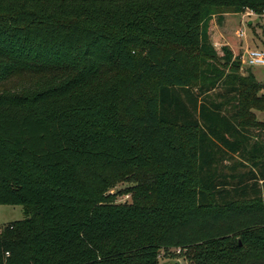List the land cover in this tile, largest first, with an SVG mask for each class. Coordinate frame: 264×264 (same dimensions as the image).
I'll list each match as a JSON object with an SVG mask.
<instances>
[{"label":"trees","instance_id":"obj_1","mask_svg":"<svg viewBox=\"0 0 264 264\" xmlns=\"http://www.w3.org/2000/svg\"><path fill=\"white\" fill-rule=\"evenodd\" d=\"M248 10L264 0H0V84L34 76L0 90V205L24 216L0 264H264V83L210 41ZM83 169L115 172L101 191L139 175L131 203Z\"/></svg>","mask_w":264,"mask_h":264},{"label":"rangeland","instance_id":"obj_2","mask_svg":"<svg viewBox=\"0 0 264 264\" xmlns=\"http://www.w3.org/2000/svg\"><path fill=\"white\" fill-rule=\"evenodd\" d=\"M245 13L246 11L241 14H224L222 16V21L218 24L217 35H213L214 37H212L210 41L215 48L225 46L227 43L230 48L232 47L233 58H237L239 61V73L244 74L245 72H249L257 82L264 83V66L249 68L244 66L241 62V57L248 48L258 49L264 52V15L246 17ZM214 21H217L216 16L214 17ZM249 23H251V25H249ZM237 31H241L242 36H237ZM33 79L34 76L20 73L11 77L3 84H0V90L15 91ZM255 118L264 122V112H256ZM114 173L115 172L111 174H100L102 176H108ZM145 173L149 175V172ZM101 175H98L96 171L83 169L80 174L81 186L86 188L94 198L109 196L112 198L111 200L116 203H131L132 189L138 184L137 179L139 175L133 176L135 181L131 183L130 180L129 182L125 181V179L121 178V175L118 174V183L109 189L104 187L103 191L100 190L101 184L99 180L103 181ZM23 217V210L20 206L0 205V228L9 223L19 221L23 219ZM158 262L159 264H177L178 262L180 264H192L184 257L172 258L165 257L163 254H160Z\"/></svg>","mask_w":264,"mask_h":264},{"label":"built area","instance_id":"obj_3","mask_svg":"<svg viewBox=\"0 0 264 264\" xmlns=\"http://www.w3.org/2000/svg\"><path fill=\"white\" fill-rule=\"evenodd\" d=\"M261 15H264V12H262ZM260 15V16H261ZM246 17L256 16L255 13L252 11H246L245 13ZM237 36H242L241 31H237ZM241 62L244 66L252 68L257 66H264V52L258 49H251L248 48L241 57ZM176 253H179V250H176Z\"/></svg>","mask_w":264,"mask_h":264},{"label":"crops","instance_id":"obj_4","mask_svg":"<svg viewBox=\"0 0 264 264\" xmlns=\"http://www.w3.org/2000/svg\"><path fill=\"white\" fill-rule=\"evenodd\" d=\"M219 28H220V27H219ZM222 28H223V26H222ZM213 33H215V34H213ZM217 33H218V25H216V23H215V24H214V28H213V30H212V32H211V34H212V35H211V38L214 37L213 35H217ZM225 46H228V47L230 48V46H229L227 43L225 44ZM231 48H232V47H231ZM231 48H230V49H231ZM231 50H232V49H231Z\"/></svg>","mask_w":264,"mask_h":264},{"label":"water","instance_id":"obj_5","mask_svg":"<svg viewBox=\"0 0 264 264\" xmlns=\"http://www.w3.org/2000/svg\"><path fill=\"white\" fill-rule=\"evenodd\" d=\"M177 264H180L179 262Z\"/></svg>","mask_w":264,"mask_h":264}]
</instances>
